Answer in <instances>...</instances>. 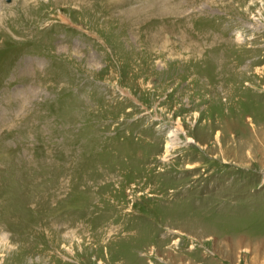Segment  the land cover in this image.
Masks as SVG:
<instances>
[{
	"label": "rangeland",
	"instance_id": "374dc122",
	"mask_svg": "<svg viewBox=\"0 0 264 264\" xmlns=\"http://www.w3.org/2000/svg\"><path fill=\"white\" fill-rule=\"evenodd\" d=\"M0 264H264V0H0Z\"/></svg>",
	"mask_w": 264,
	"mask_h": 264
},
{
	"label": "bare ground",
	"instance_id": "6f19581e",
	"mask_svg": "<svg viewBox=\"0 0 264 264\" xmlns=\"http://www.w3.org/2000/svg\"><path fill=\"white\" fill-rule=\"evenodd\" d=\"M179 129V128H178ZM176 135V134H175ZM193 139V138H192ZM173 141V140H172ZM191 141H193V140H191ZM168 145V147H174V146H176V143L174 142V143H172V144H167Z\"/></svg>",
	"mask_w": 264,
	"mask_h": 264
}]
</instances>
